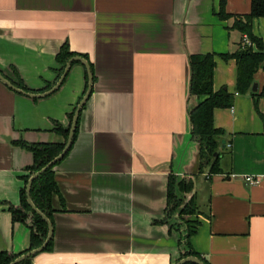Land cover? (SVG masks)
Segmentation results:
<instances>
[{"label":"crops","instance_id":"1","mask_svg":"<svg viewBox=\"0 0 264 264\" xmlns=\"http://www.w3.org/2000/svg\"><path fill=\"white\" fill-rule=\"evenodd\" d=\"M220 0H0V69L16 68L33 93L58 81L56 55L69 48L87 55L95 81L81 111L69 153L55 166L53 248L32 264H174L180 234L165 216L170 172L194 181L200 225L193 247L211 264H264V96L236 90L234 59L217 56L214 89L234 94L214 110L225 130L222 171H199L191 138L190 55L233 53L244 34L235 17L216 14ZM233 15L251 0H227ZM264 41V16L253 20ZM85 58V57H84ZM86 67L74 63L54 93L30 97L0 80V250L30 247L28 224L8 206L20 190L31 150L18 144L63 141L55 122L69 125L86 91ZM256 93L264 88L260 69ZM230 144V146H229ZM260 178L255 185L245 177ZM188 218V217H187Z\"/></svg>","mask_w":264,"mask_h":264},{"label":"trees","instance_id":"2","mask_svg":"<svg viewBox=\"0 0 264 264\" xmlns=\"http://www.w3.org/2000/svg\"><path fill=\"white\" fill-rule=\"evenodd\" d=\"M226 1L227 0H220V7L216 14L222 20L235 17V22L232 27L240 30L243 34H246L254 43V46H240V48L233 53L217 54L214 52H208L190 55L189 97L196 98L197 103L190 106L188 114L191 127V138L199 145L200 172H204L206 167H210V172L212 173H219L222 171L220 166V160L223 155L221 146L225 137V130L215 127L214 110L220 107H231L234 100V94L229 92L227 89H220L217 91L214 89L213 82L215 68L217 66V56L225 60L234 59L236 61V90L238 93L245 94L247 92H251L256 73L260 69H262L264 72V41L262 38L256 36L253 32V20L264 16V0H251L250 12L236 16L226 11ZM77 55L87 58V55L85 54L72 51L69 48L67 42L61 46L56 55V65L53 67V69L57 72L58 78L63 73L68 60L71 57ZM77 62L79 61H75L73 64ZM89 64L93 72V81H95L96 77L93 70V64L91 62H89ZM0 71L16 86L27 91H32L24 84V81L16 68L12 67L11 74H6L1 69ZM86 81L88 82L87 71ZM51 87L52 84L49 83L42 90ZM251 93L255 97L264 96V88L260 94L256 92ZM75 109L76 106L73 111L69 113L68 126H64L60 122H55V127L53 130L63 136V141L51 143H28L26 141L17 142L21 146H24L33 152L34 162L31 166L27 167V173L22 176L25 184L20 190V206L16 207L14 205H10L8 206V210L12 213L13 221H21L28 224L29 228L31 229V243L30 247L21 253H12L7 250H0V264H9L21 254L39 247L43 244L48 236L49 227L47 222L38 213H36L28 203L26 186L29 178L34 173L45 167L63 150L69 135ZM80 116L71 148L77 136ZM69 151L66 153V155L69 153ZM60 161L39 175L33 181L30 190L32 201L36 207L51 220L52 224L53 215L55 212L52 204V198L54 194L59 193V188L55 177V166ZM193 188V179L187 178L186 176H179L173 172H170L167 184V204L165 207V216L159 222L169 224L170 231L176 230L179 232V244L182 249L180 258L193 255L201 258L206 264H211L193 247L192 244V236L197 232V229L201 223L198 218H189L191 216H198L200 214L195 195L193 194L187 200V196L193 191ZM176 214L180 219H182L181 224L185 226L184 231H180L178 228V223L176 220L172 219V217ZM52 248L53 237L43 251H50ZM33 256L22 260L19 264H32Z\"/></svg>","mask_w":264,"mask_h":264},{"label":"water","instance_id":"3","mask_svg":"<svg viewBox=\"0 0 264 264\" xmlns=\"http://www.w3.org/2000/svg\"><path fill=\"white\" fill-rule=\"evenodd\" d=\"M75 61H79V62H81L82 64L85 65V67L87 69V73H88V82H87L86 91H85L83 97L81 98V100L79 101V103L76 106L66 144H65L63 150L61 151V153L59 155H57L45 167H43L41 170H39L36 173H34L29 178L27 186H26L28 203L30 204L32 209L36 213H38L42 218H44V220L47 222L48 227H49L48 236H47V238L45 239V241L43 242L42 245H40L37 248L31 249V250L21 254L20 256L15 258L9 264H19L22 260H24V259H26L28 257H31L33 255H36L37 253L43 251L46 248V246L48 245V243L50 242V240L52 239V237H53L54 228H53V224H52L51 220L43 212H41L36 207V205L34 204V202L31 199V195H30L31 185H32L33 181L39 175H41L43 172H45L52 165L56 164L58 161L62 160L64 158V156L66 155V153L71 148V145H72L73 139H74V135H75V131H76V127H77V123H78V120H79L80 112H81L83 106L86 104V102L88 101V99L90 98V96L92 94L94 81H93V72L91 70V66H90L89 62L87 61L86 58H84L83 56H79V55L71 57L68 60L66 66L64 68V71L61 74V76L58 79V81L56 82V84L54 86H52L51 88H49L48 90H46L44 92H41V93H33V92L24 90V89L16 86L9 79H7L5 77V75L0 71V80L2 82H4L7 86L12 88L13 90H15V91H17L19 93L28 95L30 97H45V96H48V95L54 93L56 90H58L60 88V86L63 84L67 74L69 73L73 62H75ZM252 90L254 92L258 90V83L257 82L253 83ZM222 143H223L224 146H226V141L225 140H223ZM188 263L206 264L201 258H199L197 256H193V255L182 257L179 260H177L174 264H188Z\"/></svg>","mask_w":264,"mask_h":264},{"label":"built area","instance_id":"4","mask_svg":"<svg viewBox=\"0 0 264 264\" xmlns=\"http://www.w3.org/2000/svg\"><path fill=\"white\" fill-rule=\"evenodd\" d=\"M241 46H243V47L254 46V43L250 40V38L246 34H244ZM229 146H230V144H229ZM245 179L251 185H255V184H258L260 182V178L254 177V176H246Z\"/></svg>","mask_w":264,"mask_h":264},{"label":"rangeland","instance_id":"5","mask_svg":"<svg viewBox=\"0 0 264 264\" xmlns=\"http://www.w3.org/2000/svg\"><path fill=\"white\" fill-rule=\"evenodd\" d=\"M172 219L176 220V222L178 223V228H179V230H180V231H184L185 226L181 224V223H182V219H180V218L178 217L177 214L174 215V216L172 217Z\"/></svg>","mask_w":264,"mask_h":264}]
</instances>
